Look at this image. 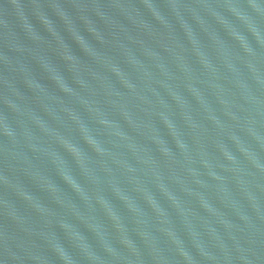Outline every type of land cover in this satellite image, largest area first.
<instances>
[{
    "label": "water",
    "instance_id": "1",
    "mask_svg": "<svg viewBox=\"0 0 264 264\" xmlns=\"http://www.w3.org/2000/svg\"><path fill=\"white\" fill-rule=\"evenodd\" d=\"M0 264H264V0H0Z\"/></svg>",
    "mask_w": 264,
    "mask_h": 264
}]
</instances>
